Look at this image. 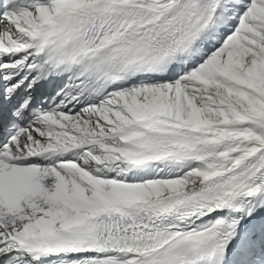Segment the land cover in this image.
I'll list each match as a JSON object with an SVG mask.
<instances>
[{
	"label": "snow or ice",
	"instance_id": "1",
	"mask_svg": "<svg viewBox=\"0 0 264 264\" xmlns=\"http://www.w3.org/2000/svg\"><path fill=\"white\" fill-rule=\"evenodd\" d=\"M0 264H264V0H0Z\"/></svg>",
	"mask_w": 264,
	"mask_h": 264
}]
</instances>
